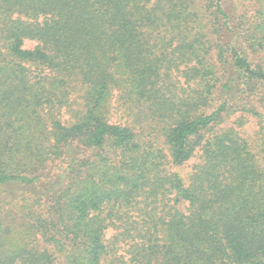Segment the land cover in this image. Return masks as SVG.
I'll list each match as a JSON object with an SVG mask.
<instances>
[{"label": "trees", "instance_id": "obj_1", "mask_svg": "<svg viewBox=\"0 0 264 264\" xmlns=\"http://www.w3.org/2000/svg\"><path fill=\"white\" fill-rule=\"evenodd\" d=\"M242 2L0 0V264H264V0Z\"/></svg>", "mask_w": 264, "mask_h": 264}, {"label": "rangeland", "instance_id": "obj_2", "mask_svg": "<svg viewBox=\"0 0 264 264\" xmlns=\"http://www.w3.org/2000/svg\"><path fill=\"white\" fill-rule=\"evenodd\" d=\"M242 1L245 0H230V5H235V4H241L243 3ZM34 42L32 41H28L27 42V46L28 47H33L34 46ZM254 103L255 105L259 108L260 111H262L264 113V104L262 102L259 101V98L254 99ZM241 115L243 117H241ZM115 120L117 121H122V113L119 112L117 114H115ZM228 122L226 123V125H235L237 126L238 129H240L241 131H243L245 133L246 136H250V137H255L256 133L258 132L259 126L257 124L258 119L256 118V116H254L251 113H247V112H239L236 115H234L233 117H231L230 119L227 120ZM240 122V125L238 126ZM200 155H201V151H198L196 156L192 157L188 162H186L185 164L181 165V166H177L175 167V171L178 172L186 181L189 180V177L192 175L193 173V167L194 165L199 162L200 159ZM182 208H184V203L180 204ZM116 233L115 228L110 227L107 230V238H111L113 237V235ZM122 254H126L125 248H123L122 250H120Z\"/></svg>", "mask_w": 264, "mask_h": 264}]
</instances>
